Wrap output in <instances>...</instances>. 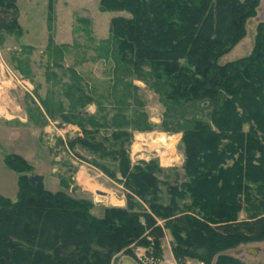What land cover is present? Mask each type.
Returning <instances> with one entry per match:
<instances>
[{
    "label": "trees",
    "instance_id": "obj_1",
    "mask_svg": "<svg viewBox=\"0 0 264 264\" xmlns=\"http://www.w3.org/2000/svg\"><path fill=\"white\" fill-rule=\"evenodd\" d=\"M257 4L98 0L100 12L126 14L108 23L112 85L106 94L90 89L110 111L101 114L96 106V114L83 112L96 101L72 73L64 92L67 110L58 103L56 117L80 130L66 142L71 153L78 147L92 157V167L122 182L124 206L105 208L97 219L90 202L64 192L62 176H54L58 191L36 190L28 183L32 167L7 154L3 165L17 175V192L14 202L0 196V264H113L121 256L136 261L128 245L144 243L146 230L160 251L162 232L154 218L169 231L176 264H243L227 252L264 241V24H257L247 56L221 58L244 37ZM17 17L16 0H0V32L17 31ZM133 80L158 96L162 131L180 134L182 174L174 173L171 184L158 180L166 172L156 161L129 160L132 133L151 130ZM44 113L54 117L49 109ZM240 212L244 220H238ZM72 242L74 252H58Z\"/></svg>",
    "mask_w": 264,
    "mask_h": 264
},
{
    "label": "rangeland",
    "instance_id": "obj_2",
    "mask_svg": "<svg viewBox=\"0 0 264 264\" xmlns=\"http://www.w3.org/2000/svg\"><path fill=\"white\" fill-rule=\"evenodd\" d=\"M97 2L16 0L18 30L0 32V123L7 120L35 128L39 146L53 169L52 178L62 176L67 185L64 192L74 200L90 202V214L101 219L105 208H123L125 189L122 182L109 179L92 167L89 164L92 157L78 147L74 148L76 154L71 153L66 142L80 136V130L56 117L58 103L67 110L69 98L65 99L64 92L66 86L73 83L72 73L82 80L85 91L96 101L86 105L82 111L89 115L96 114V106L101 114L110 111L111 105L105 99L93 96L94 92L90 94V89L94 86L98 93L106 94L112 85L113 64L110 57L106 56V50L111 49L108 23L111 18L126 14L100 12ZM263 17L264 0H258L254 17L246 22L244 37L221 61L234 60L250 53L255 28L258 23H263ZM132 85L138 90L136 95L143 105L151 130L132 133L127 149L129 160L131 164L156 161L158 167L166 172V178L159 176L158 180L171 184L175 179L174 173L179 177L182 174L183 158L178 151L180 137L177 136L180 134L162 131L163 110L158 103V96L139 81L133 80ZM47 109L53 112L54 117L49 118L44 113ZM8 147V137L0 129V194L14 202L17 175L3 165ZM32 175H37L34 170ZM55 181L59 186L58 180ZM160 188L163 192L162 203H165L166 188L163 185ZM96 191L106 196H97ZM109 197L110 203L107 201ZM97 202L101 204L95 205ZM141 208L151 215L145 205L141 204ZM245 217L242 212L238 214V220H244ZM154 222V226L162 232L160 251L157 253L155 250L149 230L141 234L144 243L138 241L129 244V251L135 260H139L138 264H176L170 251L169 231L163 221L154 218ZM249 247L258 248L254 257L244 253ZM227 254L243 264H264V241L238 246ZM186 263L202 264L193 260H187Z\"/></svg>",
    "mask_w": 264,
    "mask_h": 264
},
{
    "label": "crops",
    "instance_id": "obj_3",
    "mask_svg": "<svg viewBox=\"0 0 264 264\" xmlns=\"http://www.w3.org/2000/svg\"><path fill=\"white\" fill-rule=\"evenodd\" d=\"M23 125L22 123L18 125L13 121L7 120L0 123V129L8 137L9 147L7 148V154H15L23 158L32 167L34 173L42 177L44 190L49 192L58 191L59 186L55 179L52 178L53 169L48 164L44 150L39 146L38 131L33 127ZM177 136L178 138L180 137L179 135ZM0 196L4 197L1 194ZM110 200L111 197L108 198V203H110Z\"/></svg>",
    "mask_w": 264,
    "mask_h": 264
},
{
    "label": "water",
    "instance_id": "obj_4",
    "mask_svg": "<svg viewBox=\"0 0 264 264\" xmlns=\"http://www.w3.org/2000/svg\"><path fill=\"white\" fill-rule=\"evenodd\" d=\"M263 23H264V17H263ZM28 183L31 186H33L36 190H39V191L43 190L42 177L39 175H32V176L28 177ZM71 192H73V189L71 190ZM95 195L100 196V197L106 196L105 194H103L101 192H97V191L95 192ZM99 204H101V202L95 203V205H99ZM108 207H110V206L108 205ZM76 248H77V244L74 242L64 243L58 247V252L60 254H70V253L74 252L76 250ZM257 251H258V248L249 247V248H246L244 250V253L249 255V256L254 257L256 255ZM116 264H137V262L128 256H121L118 258Z\"/></svg>",
    "mask_w": 264,
    "mask_h": 264
},
{
    "label": "built area",
    "instance_id": "obj_5",
    "mask_svg": "<svg viewBox=\"0 0 264 264\" xmlns=\"http://www.w3.org/2000/svg\"><path fill=\"white\" fill-rule=\"evenodd\" d=\"M136 262H139V260H136ZM141 263V262H140ZM142 264V263H141Z\"/></svg>",
    "mask_w": 264,
    "mask_h": 264
}]
</instances>
